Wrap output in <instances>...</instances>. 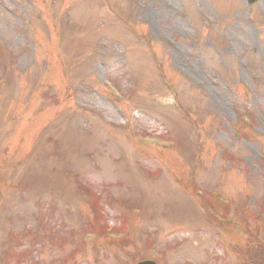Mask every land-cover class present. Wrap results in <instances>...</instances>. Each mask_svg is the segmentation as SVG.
<instances>
[{
	"label": "rangeland",
	"instance_id": "1",
	"mask_svg": "<svg viewBox=\"0 0 264 264\" xmlns=\"http://www.w3.org/2000/svg\"><path fill=\"white\" fill-rule=\"evenodd\" d=\"M213 192L264 219V0H0V264L251 263Z\"/></svg>",
	"mask_w": 264,
	"mask_h": 264
},
{
	"label": "trees",
	"instance_id": "2",
	"mask_svg": "<svg viewBox=\"0 0 264 264\" xmlns=\"http://www.w3.org/2000/svg\"><path fill=\"white\" fill-rule=\"evenodd\" d=\"M214 202H215L214 203V206H213L214 209L211 212V216H214L213 223L219 224L221 221L227 220L226 216L229 214V212L227 211V209L229 207L221 208V202L223 204H225V203H224L223 198L220 197V195H215ZM221 212H223L224 215H221ZM259 220H263V219L259 216ZM223 222L226 223L229 227H231V228L233 227V226H231V223L230 222H228V221H226V222L223 221ZM250 222H251L250 219L247 217V220H245V222H244L243 225L246 227V226H248L250 224ZM260 250L263 251L264 250V247H260V248H248L249 255H250V259L248 261L251 262L249 264H254L255 262L259 261L260 258L264 255L262 252H260ZM247 255H248V252H247ZM252 261H254V262H252Z\"/></svg>",
	"mask_w": 264,
	"mask_h": 264
},
{
	"label": "water",
	"instance_id": "3",
	"mask_svg": "<svg viewBox=\"0 0 264 264\" xmlns=\"http://www.w3.org/2000/svg\"><path fill=\"white\" fill-rule=\"evenodd\" d=\"M142 264H153V263H151V262H145V263H142Z\"/></svg>",
	"mask_w": 264,
	"mask_h": 264
}]
</instances>
